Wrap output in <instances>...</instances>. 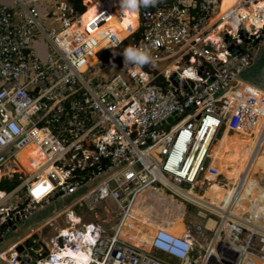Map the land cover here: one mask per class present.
Segmentation results:
<instances>
[{
    "label": "built area",
    "instance_id": "obj_1",
    "mask_svg": "<svg viewBox=\"0 0 264 264\" xmlns=\"http://www.w3.org/2000/svg\"><path fill=\"white\" fill-rule=\"evenodd\" d=\"M49 2L0 0V183L19 181L11 190L0 188V241L24 218L81 192L66 209L87 204L94 211L114 201L121 211L114 233L87 223L79 231L88 234L95 225L100 232L93 230L81 247L59 232L48 241L39 228L23 242V256L38 255L40 264L53 255L52 246L59 251L69 244L88 253L87 264H264L262 199L254 198L238 215L230 207L216 211L186 196L205 180L222 184L224 175L211 166V150L223 130L252 132L262 122L264 90L235 75L250 67L264 46V0H237L225 12L223 0H158L141 12L140 37L130 44L148 50L152 63L125 65L122 56L109 62L121 66L126 77L112 78L96 72L98 63L84 68L99 41L80 35L74 26L81 16H74L69 1L55 0L48 6L52 14L47 9L43 15ZM53 15L60 30L43 27L41 19ZM241 30L245 38H254L233 56L226 36L238 46L244 41ZM105 38L96 57L125 40L114 32ZM37 43L47 48L44 54ZM170 117L173 122L167 121ZM29 144L46 157L34 171L18 158ZM247 165L242 177L251 168ZM149 190L152 196L142 207L159 202L152 197L167 190V197L184 204V218L185 203L192 204L191 211L197 207L200 222L184 235L159 227L148 244L125 239L123 225ZM158 206L174 216L165 202ZM34 233L38 238L26 243ZM11 254L18 263V253ZM57 259L56 264H64Z\"/></svg>",
    "mask_w": 264,
    "mask_h": 264
},
{
    "label": "bare ground",
    "instance_id": "obj_2",
    "mask_svg": "<svg viewBox=\"0 0 264 264\" xmlns=\"http://www.w3.org/2000/svg\"><path fill=\"white\" fill-rule=\"evenodd\" d=\"M87 1L90 2V0ZM236 1L237 0H223L222 12L227 11L236 3ZM93 4L92 1L88 6V11L85 12L79 20V22L81 20L84 22L83 33H80L79 22V24L77 23L75 24L76 26H74L75 28H78L79 33L83 38L90 37L99 41L98 45L93 48L92 54L87 57V62L84 68L89 67L98 60L95 53L102 47L106 46L108 42L105 38L106 33L114 32L119 39L123 40L138 26V11L131 12L123 10L120 0H99L94 5ZM119 11L122 12V17L120 18ZM211 38L217 39V35L212 33ZM259 125V127L263 129L260 134L257 133L258 131L252 136L245 135L244 133L226 134L212 147L211 157L213 162L211 163V166L217 167L219 172L229 179L231 183L229 187L214 182L205 190L204 194L190 191L186 196L194 198V200L200 205L211 207L216 211H223V209L228 210L229 207L232 209L236 204L238 207L234 210L230 209L235 214L241 213L242 211H248L249 203L252 201V193H255L257 198L264 201V185H260L262 179L264 180V149L262 148V145H264V116ZM18 158L21 164L29 171H34L39 165L45 162L46 157L39 146L29 144L18 152ZM31 159H33V162ZM248 163L251 165V168L248 173L242 177ZM234 174L236 178L232 177ZM207 176L211 178L212 175L210 176L207 174ZM239 181L242 185L236 188L235 185H237ZM142 195L143 194H141V196ZM160 195L161 198L163 197L164 200H167V205L172 208L171 212H174V216L173 213L166 215V211L161 212L160 215L151 221L150 230L138 234L136 239L132 242L148 244L152 234L159 227H165L171 232L179 235H184L188 232V227L182 224L185 210L184 204H176V202L167 197V195ZM141 196L139 197L137 205L133 209L135 212L139 206H142L140 203ZM214 204H218V206L215 207ZM150 205H153V202ZM219 206L223 209L219 208ZM263 211L264 206H262L259 212L261 213ZM133 216L134 217L129 218L132 222L143 221L140 217L135 215V213ZM53 219L54 217L48 219L47 223H52ZM70 220L73 222V225L62 228L58 232L62 237H69L71 242L79 243V245L81 244V247L84 246L83 239L87 241L92 237L93 230L97 233L100 232V229L95 225L90 226L88 234L87 231L82 232L73 228L75 227L74 225L80 222V219L72 213H70ZM214 225V221L210 222V226L213 227ZM246 225L250 226L248 223ZM122 237L124 236L122 235ZM57 247L58 246H53V255L41 261L40 264H56L59 260L57 259L58 255L60 258H63L64 264H87L89 262L88 253L82 252L78 249L75 250L69 244L63 246L59 251ZM7 252L16 251H11L10 249L5 250L0 253V257L10 264H22L18 258V263L12 262V259L5 258L4 254Z\"/></svg>",
    "mask_w": 264,
    "mask_h": 264
},
{
    "label": "rangeland",
    "instance_id": "obj_3",
    "mask_svg": "<svg viewBox=\"0 0 264 264\" xmlns=\"http://www.w3.org/2000/svg\"><path fill=\"white\" fill-rule=\"evenodd\" d=\"M85 2H87L88 5L91 4L87 0H85ZM87 11H88V9L86 10V12ZM51 14H52V10H51ZM56 17L57 16L53 15L52 18L47 19V20H44L42 18V21L45 24L47 30H50L51 26H55L58 30L61 29L60 28V23L55 21ZM79 23H80L79 24V29L81 30L80 33H83L84 22H82V20H81ZM138 29H136L134 32H136ZM41 38H44V36H42ZM128 39H130V41H131V38H128ZM126 48H127V46L123 45L120 49H118L116 51H112V53L109 50V51L105 52V55H104V53L99 55V58H103V59L105 58L106 59V58H108L107 57L108 54H111L113 56L121 55V57H122L123 52H124V50ZM260 52H261V50L259 51V54H260ZM104 67H106V68L103 71H101ZM98 71L101 72L100 73L101 77L112 78V77H114V76H116L118 74L126 77V73H125V71L123 69H121V66L114 65V64H112V62H109V61L108 62L107 61L99 62L98 66L96 67V72H98ZM92 73H95V72H92ZM259 126L260 125L256 126L255 129L252 132H243V133L245 135L252 136L259 129H261ZM223 132H224L223 136L226 135V134L231 135V134L234 133L232 131L228 132V131H224L223 130L220 133L219 137L222 135ZM262 148L264 149V145H262ZM232 177L236 178L235 174ZM219 182H222V185H224L226 187H229L230 184H231L229 179L227 177H225V176H222V178L219 179ZM212 183H214V181L212 182L211 180H205L203 182V184L201 185V187H199L197 193L204 194L205 190ZM162 193H165L166 195H169L168 194L169 192L167 190H163ZM255 195H256L255 193H252V196H251L252 200L254 198H257ZM142 196H145L147 198V200H148L152 196L151 190H149L147 192H144ZM142 196H141V198H143ZM160 201L157 202V203H154L153 205L146 204V205H144V207L139 206L137 208V211L134 212V213L138 214L137 216L140 217L143 220L142 222L135 221V222H138V223H132V221L129 220V218L125 221V223L123 225L125 227L124 228L125 230H122L123 231L122 235L124 236L125 239H127L129 241H133V240L136 239L138 234H140V233H142L144 231L150 230L151 221L153 219H155L158 215H160L161 212L165 211V210H163L162 208H160L158 206ZM161 202H166V201L163 200ZM185 205L187 207V211H186L185 218H183L182 224L189 228V227H192L193 225H195L196 223L200 222V219L196 216V213L198 211L197 207L194 206L193 211H191L190 207L192 206V204L185 203ZM217 206H218V204L215 205V207H217ZM219 208H221V207L219 206ZM221 209H223V208H221ZM223 210H225V209H223ZM70 213L74 214L75 216H77L80 219V222L78 224L74 225L75 228L78 229V230L84 229V226L87 223H95V224H97L99 226H102L103 228H106V231L108 233H114V231L117 228V225L119 224L120 219H121V211L118 208V206L114 203V201H110L109 200L108 202H106V203L102 204L101 206H99L98 208H96L94 211H91L87 204H83L81 206L74 207L69 212L67 211V212L61 213L56 219H54L52 221V223H46L44 225V229H39V232L43 231L45 239L50 241L52 238H54L57 235V232L60 229L73 225V222L70 220ZM237 214L241 215V213H237ZM36 233H34L33 234V238L30 237L27 240L26 243L31 242L34 238H38V235ZM11 237H13V235ZM46 252H48L47 249H46ZM11 253L12 252H7L6 254H4V257L10 259ZM15 253L16 252H13V254H15Z\"/></svg>",
    "mask_w": 264,
    "mask_h": 264
},
{
    "label": "water",
    "instance_id": "obj_4",
    "mask_svg": "<svg viewBox=\"0 0 264 264\" xmlns=\"http://www.w3.org/2000/svg\"><path fill=\"white\" fill-rule=\"evenodd\" d=\"M239 34L241 38L244 39V41L238 46L233 43V39L230 36H226V42L231 43L229 50L233 56L241 54L244 51L245 44L247 42H251V40L254 38V36L249 39L245 38L243 30H241ZM262 41L263 38L256 40L253 44L256 46ZM202 70L203 67H200V74H202ZM235 76L264 90V46L262 47L260 54L254 58V63L250 67H247L245 65L243 69ZM176 78L177 76L173 77L172 81L175 86H178ZM213 80V78L210 79L209 83H212ZM167 121L173 122L174 118L170 117ZM98 182L99 179L92 181L90 184L86 185L84 191L93 188ZM260 185H264L263 179L262 182H260ZM80 196L81 192L74 195L64 196L47 205L37 213L27 218H24L21 222L16 225V227H12L8 235L0 241V253L8 249L15 248L16 252L19 255L17 258L19 261L22 262V264H37V261L39 259L38 255H33L32 259L23 256V253L25 251V246L23 245V242L34 230H37L44 224H46L48 219L53 217L55 218L58 214H61L66 208L72 205L74 201ZM12 235L13 237H11ZM0 264L10 263L0 257Z\"/></svg>",
    "mask_w": 264,
    "mask_h": 264
},
{
    "label": "clouds",
    "instance_id": "obj_5",
    "mask_svg": "<svg viewBox=\"0 0 264 264\" xmlns=\"http://www.w3.org/2000/svg\"><path fill=\"white\" fill-rule=\"evenodd\" d=\"M158 0H120L123 10L136 12L141 7H154ZM125 65H132L135 67H143L153 61L150 52L141 47L129 46L123 52Z\"/></svg>",
    "mask_w": 264,
    "mask_h": 264
},
{
    "label": "crops",
    "instance_id": "obj_6",
    "mask_svg": "<svg viewBox=\"0 0 264 264\" xmlns=\"http://www.w3.org/2000/svg\"><path fill=\"white\" fill-rule=\"evenodd\" d=\"M1 1H3V2H7V3H9L10 2V0H1ZM99 0H94L93 1V3L95 4L96 2H98ZM70 3V9L71 10H73V14H74V16L75 17H77V18H79L80 16H82L84 13H79L77 10H75V7L73 6V4H72V2H69ZM51 4V5H50ZM53 4H55V0H50V2L49 3H44V9H43V15H45L46 13H47V9H48V11L49 12H51V10L52 9H49V5H50V7H52L53 6ZM93 4V5H94ZM83 5L86 7V10L88 9V4H87V2H85V0H83ZM142 8V7H141ZM141 8L140 9H138L137 11H138V15H139V17H138V26H137V28L136 29H138L136 32H131L126 38H124L125 40L124 41H126L128 38H131V41H130V43H129V45L127 46V47H129L130 46V44L133 42V40H134V38H133V36L138 32V31H140V15H141ZM120 17H122V12H120L119 11V18ZM44 20H45V17L43 18ZM41 22H42V24H43V27L45 28V29H47L46 28V26H45V24L43 23V21H42V19H41ZM79 22V20L78 21H76V24ZM59 23H60V21H59ZM60 26H61V23H60ZM53 27H55V26H51V28H53ZM124 45V44H123ZM122 45V46H123ZM37 48L41 51V53H45L46 52V50H47V48L42 44V43H37ZM122 46H120V47H116V48H110V49H107V50H104V52L102 51V52H100L98 55H97V58H98V60L95 62V63H98L99 64V62H102V61H114V60H119V59H121V55H118V56H113V55H111V54H108L107 55V57L108 58H99V55H101L102 53H104V55H105V52H107V51H109L110 50V52L112 53V51H116V50H118V49H120ZM123 56V55H122ZM7 182H9L8 180H7ZM9 183H11V182H9ZM143 198H141L140 199V203L142 204V203H146L147 202V198L145 197V196H142ZM152 198H154V197H152ZM154 200H156V201H163L164 199H163V197L161 198V196H158L157 198H154ZM164 201H166L167 202V200H164ZM165 202V203H166ZM153 204H154V202H153ZM146 205V204H145ZM149 205H150V203H149ZM166 205H167V203H166ZM69 212L70 210H66V212ZM59 216V215H58ZM58 216H56L54 219H56ZM53 219V220H54ZM52 220V221H53ZM69 227V226H68ZM73 228H75V227H73ZM125 227H123V229L122 230H125L124 229ZM40 229H44V227L42 226V227H40ZM53 247V246H52Z\"/></svg>",
    "mask_w": 264,
    "mask_h": 264
},
{
    "label": "trees",
    "instance_id": "obj_7",
    "mask_svg": "<svg viewBox=\"0 0 264 264\" xmlns=\"http://www.w3.org/2000/svg\"><path fill=\"white\" fill-rule=\"evenodd\" d=\"M69 2H72L73 6L75 7V10H77L79 13H84L86 11V7L83 5V0H68ZM145 8H141V12L144 11ZM140 37V32L138 31L134 36L133 38L134 39H139ZM130 39L124 41V45L125 46H128L129 45V42ZM260 70V69H258ZM160 80H163V78H161ZM18 180H14L13 182L9 183L7 182V180H4L0 183V187L1 189H7V190H11L12 188H14V186H16L18 184Z\"/></svg>",
    "mask_w": 264,
    "mask_h": 264
},
{
    "label": "flooded vegetation",
    "instance_id": "obj_8",
    "mask_svg": "<svg viewBox=\"0 0 264 264\" xmlns=\"http://www.w3.org/2000/svg\"><path fill=\"white\" fill-rule=\"evenodd\" d=\"M262 131L263 129H259L257 133L260 134ZM132 223H138V222H132Z\"/></svg>",
    "mask_w": 264,
    "mask_h": 264
}]
</instances>
